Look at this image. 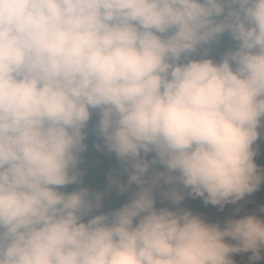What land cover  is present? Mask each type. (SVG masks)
I'll use <instances>...</instances> for the list:
<instances>
[{
  "label": "clouds",
  "instance_id": "9594fccd",
  "mask_svg": "<svg viewBox=\"0 0 264 264\" xmlns=\"http://www.w3.org/2000/svg\"><path fill=\"white\" fill-rule=\"evenodd\" d=\"M94 114L127 172L107 212L81 186ZM262 122L264 0H0V264L261 259L264 206L212 222L180 205L257 191Z\"/></svg>",
  "mask_w": 264,
  "mask_h": 264
},
{
  "label": "trees",
  "instance_id": "16d2710c",
  "mask_svg": "<svg viewBox=\"0 0 264 264\" xmlns=\"http://www.w3.org/2000/svg\"><path fill=\"white\" fill-rule=\"evenodd\" d=\"M231 47L232 46L228 45L225 48L224 52ZM207 55L211 58H214L213 57L214 51L212 48L207 53ZM97 119H98V116H93L92 120L90 121L88 125V128L86 129L87 135H86L85 143H87V150L81 154L82 163H86V164L89 163L88 164L89 167H87L86 169H81L84 173L83 184L81 186H86L93 191L96 190L97 186H99L102 182H105L106 179H109L110 176L119 179L117 174H120L124 171V166L121 164L120 161L117 160L115 154L109 152L103 146L102 139L95 134L94 125ZM258 131L260 133V136L253 145V148L256 151V156L254 157V159L259 169L262 172H264V132H261L260 129H258ZM97 145H100V147L97 148ZM85 155L87 156L85 157ZM93 155H95V157H92ZM151 155L152 154H149V158H151ZM101 158H102V162H107V164L111 163L112 165V167L108 168L105 172H103V168L100 166L101 163H99ZM157 167L159 168V166ZM74 187L76 186L70 185L68 186L67 190H71ZM163 190H166V188H164ZM246 196L250 198L253 201V203H256L255 199L258 201L261 200L262 198L264 199V183L261 184V186L257 189V191H255L251 195H246ZM251 196L252 197L254 196L255 199H253ZM127 199L128 198L119 202L118 205L120 204L122 205L123 203L127 201ZM164 202L166 203L164 205L172 207L170 202L168 201H164ZM195 211H196V214L204 215L202 211H197L196 209L192 210V212H195ZM250 255H251L250 253L235 254L233 256V259L237 262V264H264V252H261V259L256 260V261L251 260Z\"/></svg>",
  "mask_w": 264,
  "mask_h": 264
},
{
  "label": "rangeland",
  "instance_id": "374dc122",
  "mask_svg": "<svg viewBox=\"0 0 264 264\" xmlns=\"http://www.w3.org/2000/svg\"><path fill=\"white\" fill-rule=\"evenodd\" d=\"M232 46L234 47V41H232L231 37L225 33L221 39L220 42L215 45L214 47H212L213 51H214V59L215 60H219L220 57L222 56V53H224V50L227 46ZM93 116H97V115H93ZM261 132H264V122H262V126L259 128ZM87 145V143H86ZM91 152V151H90ZM89 152V153H90ZM87 155H85L86 157ZM92 157H95V155H93ZM100 166L103 168V172H105L108 168L112 167L111 163L107 162H102V158L99 161ZM89 164V163H88ZM88 164L86 163H82L81 162V169H86L88 166ZM119 177V180L124 183L127 181V172L124 171L120 174H117ZM108 183H109V179H106L105 182H102L99 186H97V189L94 191H100V192H106V196L105 199L103 201V207L101 209V211H105L107 212L110 209H114V208H118L121 206L118 205L119 202L123 201L124 199L128 198V194H119L118 190L113 187L111 189H108ZM89 184V183H87ZM86 184V185H87ZM166 188V187H165ZM182 190V188H181ZM183 194H184V200L181 202L180 207H183L187 210H194L196 209L197 211H202L204 213L201 214V216H203L206 220L208 221H223L224 219H226L229 216H233L236 213V209L239 208L240 209V214L243 215L245 213H259V208L261 206H264V199L262 198L261 200H256L255 197L251 196L253 199H255L256 203H253V201L248 198L247 196H245V198L242 201H239L236 205L233 204H227L225 205V207L223 209H220L219 206H213L211 204H205L203 202V199L201 197H195L193 198L192 195H189V190L187 189H183ZM166 204L164 201L161 202L160 199V191L157 192V207H161V206H166L164 205ZM196 213V211L194 212Z\"/></svg>",
  "mask_w": 264,
  "mask_h": 264
}]
</instances>
